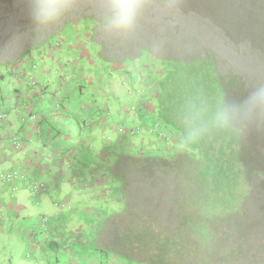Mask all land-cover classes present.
Wrapping results in <instances>:
<instances>
[{
	"label": "rangeland",
	"instance_id": "374dc122",
	"mask_svg": "<svg viewBox=\"0 0 264 264\" xmlns=\"http://www.w3.org/2000/svg\"><path fill=\"white\" fill-rule=\"evenodd\" d=\"M246 1L251 0H181L182 11L179 14L165 15L149 10L142 17L134 36L125 40H102L89 0H81L79 8L61 25L46 37L36 40L21 0H0V62L16 60L28 47L37 55L44 45L48 47L51 40L63 44L73 38L69 44L77 49L62 45L55 51V54H62L60 58L69 55L70 51L73 58L82 59L75 66L83 67V74L80 76L75 70L78 77H66L67 84L84 86L87 82L88 90L86 92L84 89V93L89 96L86 100L98 106L105 105L110 110L107 115L113 123L126 126L124 132L120 131L121 127L111 131L109 118L102 126L97 125L99 122L92 116L96 112L94 107L82 113L78 109L73 114L65 113L60 126L66 142L56 148L58 151L59 147L63 151L65 149V153L56 158L53 156L55 149L48 146L46 153L40 156L44 168L33 179L41 184L52 175L57 187L50 185L49 178L46 186L48 193L41 187L21 190L16 200L29 209V215L15 221L14 229L22 225L18 229L21 232L14 234L18 237L0 234V264H70L68 257H74L73 260L78 262L75 256L79 254L78 249L85 248L86 252L82 253L85 256L93 251V244L86 242L92 243L97 231L96 244L114 246L117 242L124 251L132 245L126 254L138 261L154 257L167 264L201 262L194 252L200 254L203 248L216 245L222 221L237 211L238 200H213L208 196L206 183L200 177L201 171L211 162L206 151L199 148L193 149L194 154L193 151H180L176 147L177 138H172L169 129H162L160 123L147 124L151 118L137 111L139 100L126 96L127 84L131 86L130 90L136 87L140 91L142 82L133 84L135 79L129 76L127 84H118L115 82L119 79H107L109 76L104 72L111 73L112 67L119 69L126 64L146 61L147 56H151L146 48L162 59L191 60L198 57L196 55L204 56L212 52L222 71L236 69L235 72L243 75L246 81L256 80L253 85L260 83L258 72L264 73V46L253 41L244 44L242 40H235L239 30L247 29L248 32L249 25L237 29L233 19H226L221 12L225 7L230 8L231 12L239 8H252L245 5ZM194 17L198 24H195ZM203 19L210 24H202ZM223 45L222 50L218 49ZM228 49L233 53H230V57L225 52ZM134 56V59H130ZM255 58L261 65L259 71ZM114 59L119 60L121 65ZM151 59L154 57L151 56ZM42 64L48 65L47 60H42ZM53 70L54 73L64 72L59 64ZM57 81L55 77L52 78L54 88H59ZM79 86L75 89H79ZM61 87L63 89V84ZM138 91L134 92V97L140 95ZM10 103L12 109L22 107L16 97L11 98ZM150 103L156 110L155 100L152 99ZM5 108L0 106L2 112ZM46 108L49 109L48 106ZM131 119L133 122L128 124L127 121ZM84 130L90 135L87 144L91 148L84 150L89 152L87 162L70 156L80 147L78 135H82ZM162 141L167 143L162 146ZM255 141L252 138V144L248 145L251 150L247 158L264 165L261 136ZM103 146H106L105 149ZM13 150L16 154L22 152L16 148ZM69 163L77 171H72ZM110 166L117 176L110 172ZM19 186L24 187V184ZM261 192L264 193V186ZM235 198L238 199V196ZM248 198L245 196L244 204L255 206L252 198ZM6 205L0 203V210ZM263 207L262 203L258 204L253 217L241 214L246 216V219L242 217L243 221L257 228V222L264 219L261 215L257 217L258 212L264 214ZM206 220V227L213 234L211 242L204 240ZM56 225H59V231ZM43 237L46 241H56V249L51 247V243L47 244L45 251L38 248L37 243ZM82 243L86 245L82 246ZM255 243L259 242L252 240L254 246ZM88 246L91 250L87 252ZM165 249H175L177 257L165 253ZM260 251H264V248H260Z\"/></svg>",
	"mask_w": 264,
	"mask_h": 264
},
{
	"label": "trees",
	"instance_id": "16d2710c",
	"mask_svg": "<svg viewBox=\"0 0 264 264\" xmlns=\"http://www.w3.org/2000/svg\"><path fill=\"white\" fill-rule=\"evenodd\" d=\"M245 5H251L252 8H239L231 12L230 8L225 7L221 12L226 19H233L237 29L240 26L249 25L248 32L247 29L239 30L235 35V40H242L244 44L246 41H253L255 42L254 44L264 46V0L246 1ZM185 12L188 13L187 11ZM194 21L195 24H198L195 17ZM207 21L203 19L202 24L207 25ZM230 32L231 30L229 29ZM71 40L73 41V38ZM71 40H66L63 44L51 40L49 44L47 43L49 48L45 47V45L44 47L41 46L43 48L38 51L39 54L37 55L32 52V48L28 47L16 60L0 62V65L4 64L0 66V106H6L5 111H3L6 116L0 117V127L3 126L8 118L12 117L13 111L17 110V108L12 110L9 105L11 104L10 99H13V96L16 95L17 102L21 103L22 106L18 107L17 110L22 115L21 129L18 134L21 135L18 136L20 147L25 141L30 140L29 134L36 130L35 133L40 135L39 138L42 137V139H39V141L41 140V146L45 147L46 150L48 146L53 147L52 149H55L53 156L56 158L63 156L65 153V149L63 151L61 147H59L60 151L56 149L59 144L64 143L66 140L63 138V128L60 126L61 120L66 117L65 113L73 114L76 113L77 109V111L82 113L83 110L94 107L96 112L92 116L99 122L97 124L99 126L106 122V119L109 118L107 114L108 112L110 113L109 108L105 105L98 106L86 100L87 96H89L86 94L88 90L87 82L84 83V86L67 84L66 77L68 79L78 77L75 70L78 71L80 76L84 72L82 71L83 67L75 66L79 60H82L80 59L81 57L73 58L70 55V51L69 55H64L62 58H60L62 54H55V51L62 45H69L70 49H77L72 44H69ZM224 46H218V49L222 50ZM146 50L150 52L149 55L152 58L154 57V59H151V56H147L144 62L128 66L126 64L123 67H119V69L112 67L111 73L104 72V74L109 76L106 77L107 79L110 77L119 79L115 82L118 84H127L129 76L134 77L135 83L133 84L142 82L143 85L140 91L136 87L130 90L131 86L127 84V98L131 100L137 98L139 100L137 111L151 118V121L147 124L151 126L157 123L162 124V129L171 131L173 139L177 138V125L180 123L179 117L182 103L189 95L194 92H201L209 98H214L218 93H223L228 97H239L243 96L253 86L252 83L256 81L252 79L250 82L246 81L243 75L235 72L237 71L236 69L222 71L219 68L217 57L212 52H210L212 54L206 53L204 56L196 55L198 57L191 60H180L162 59L157 54L155 55L151 49L146 48ZM231 51V49L225 51L229 57L233 54ZM230 53L232 54L230 55ZM136 56L128 58L134 59ZM45 59L48 65L42 64V60L46 61ZM116 63L121 65L119 60H116ZM252 63L254 64L253 60ZM57 64L63 67L64 72H69L54 73L53 68ZM255 64L256 66L258 65L256 58ZM39 65L43 66L39 67ZM259 67L261 65L257 66V71H259ZM181 72L184 74L179 75ZM258 75L260 83L264 82V78H262L264 73L258 72ZM53 77L58 80L59 88H54L55 85H52ZM153 83L154 85L152 86ZM62 84L63 89L61 87ZM77 86H79V89H75ZM8 87L11 89L10 91ZM84 89H86L85 93ZM136 91L140 95L134 97L133 95ZM152 99L156 102V110L152 106L153 103H150ZM118 109L121 108L118 107ZM132 119L127 121L128 124L133 122ZM84 123H86L85 120ZM108 123H110L111 131L116 127H121L122 131H125L126 126L124 124L113 123L110 118ZM128 129L132 130L130 127ZM24 132L25 134L22 136ZM81 134L78 135L79 141H77L81 145L77 152L70 156L73 157L74 155V159L80 158L81 161L87 162L90 159L89 152L87 153L84 150L91 148L87 144L90 135L85 130ZM258 136H261V140L264 143V129H252L239 136L212 137L193 147V149L199 148L200 151L201 149L206 151L211 160L209 165L201 171L200 176L206 183L208 196L213 200L224 198L238 200L237 211L228 217H224L225 220L222 221V227L216 236V245H212L209 249L203 248L200 254L194 252L196 259L201 261L198 262L199 264H215L214 262L217 264L264 263L262 261L264 260V251H260V248H264L262 245L264 243V219L261 222H257V228H253L252 224L248 225L246 221H243L242 217L246 219V216L241 215L246 213L253 217L255 216L256 206L260 203L264 206V193L261 192V187L264 186V165L254 161L252 158H247V153L251 150L248 145L252 144V138L256 143L255 140ZM166 143V141H162L161 145L163 146ZM20 147H16L17 150L21 149ZM103 147L105 149L106 146ZM105 153L106 150H104ZM192 153L194 154V151ZM71 157L69 158L72 159ZM110 172L117 176L111 170V166ZM117 179L121 183L120 178ZM244 181L246 185L242 184ZM237 196L238 199L235 198ZM245 196L251 197L256 203L255 206L253 204H244ZM260 215L261 217L264 216L263 213L258 212L257 217H260ZM207 220L204 223V240L211 242L213 234L206 227ZM98 234L99 232L97 231L92 243L86 242L93 244V251L85 256L82 254L86 252L85 248L78 249L77 253L79 254L75 255L78 262L73 260L74 257H68L70 264H167L162 263L160 259V261L156 260L154 257L146 261L136 260L131 255L126 254V252H130L132 245L129 249H126L127 251H124L118 247L117 242L114 243V246L96 244ZM252 240L259 242L255 243L257 247L252 244ZM261 241L262 244H260ZM50 243L51 247L54 246V249H56L57 242L51 241ZM84 245L86 244L82 243V246ZM90 250L91 248L88 246L87 252ZM163 251L171 254L174 258L177 257L175 249H165ZM164 261L166 262L165 258Z\"/></svg>",
	"mask_w": 264,
	"mask_h": 264
},
{
	"label": "clouds",
	"instance_id": "9594fccd",
	"mask_svg": "<svg viewBox=\"0 0 264 264\" xmlns=\"http://www.w3.org/2000/svg\"><path fill=\"white\" fill-rule=\"evenodd\" d=\"M20 3L31 25L33 38L40 40L72 15L81 0H21ZM89 6L97 17L95 26L102 40H125L134 36L142 17L149 10L165 15L182 11L181 0H89ZM1 116L6 115L0 109ZM179 119L176 147L180 151H191L212 137H233L252 129H264V83H256L239 97L218 93L209 98L201 92H194L182 103ZM14 139L19 141V137ZM70 166L72 171H77L71 163ZM1 176L13 182L12 192L17 195L21 194L19 185L23 183L27 184L25 191L29 187H45L44 181L28 185L26 174L20 178L16 170L1 173ZM54 186L57 187L55 183ZM3 232L0 227V234L6 236Z\"/></svg>",
	"mask_w": 264,
	"mask_h": 264
},
{
	"label": "crops",
	"instance_id": "0c3cea01",
	"mask_svg": "<svg viewBox=\"0 0 264 264\" xmlns=\"http://www.w3.org/2000/svg\"><path fill=\"white\" fill-rule=\"evenodd\" d=\"M14 97H16V95H14L13 98ZM17 110L13 111V115L12 117H10L11 120H8V122H4L3 126L0 127V175L1 173H7L8 171L16 170L19 172L20 178H22V175L26 174L25 181L28 183V185H30L31 183H37L33 179L38 177L36 176L38 175L37 172H41L44 168L42 158L40 156L46 153V149L45 147L41 146V140L39 141V139H42V137L39 138L40 135H37L35 133L36 130L29 134L28 137H30V140L25 141L21 145V147L18 143V140L15 141L16 139H14L13 141V138L15 136H21L18 134L19 130L21 129L20 127L22 115ZM24 134L25 132L22 134V136H24ZM16 147H20V150L22 152L16 154V152L13 150V148ZM49 178L50 176H48L46 180H44L45 187H43L44 191H46L47 193L48 191L46 189V186L47 183H49L47 182ZM49 180L50 185L54 187V180L52 179V175ZM23 184L26 188L27 184ZM12 186L13 182L6 181L1 176L0 203H7V205L0 210V227L2 228V231H4L3 233L14 235L21 232V229H18L20 227L22 228V225L19 224V227H17V229H14V227L16 226L15 221H19L21 220V218L29 215V209L24 207L25 205L21 204L20 201L16 200V197L20 195L14 194L12 192V190H14ZM24 187H20V189H24ZM56 227L59 231V225H56ZM48 243H50V241H46L43 237L42 240L37 243V247L41 248L42 251H45Z\"/></svg>",
	"mask_w": 264,
	"mask_h": 264
}]
</instances>
